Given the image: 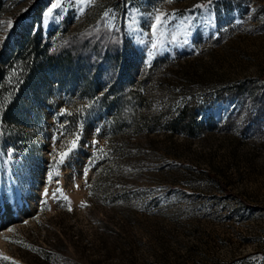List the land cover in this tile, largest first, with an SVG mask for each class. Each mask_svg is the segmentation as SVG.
Wrapping results in <instances>:
<instances>
[{
	"label": "rangeland",
	"instance_id": "obj_1",
	"mask_svg": "<svg viewBox=\"0 0 264 264\" xmlns=\"http://www.w3.org/2000/svg\"><path fill=\"white\" fill-rule=\"evenodd\" d=\"M0 1V264H264V0Z\"/></svg>",
	"mask_w": 264,
	"mask_h": 264
},
{
	"label": "trees",
	"instance_id": "obj_2",
	"mask_svg": "<svg viewBox=\"0 0 264 264\" xmlns=\"http://www.w3.org/2000/svg\"><path fill=\"white\" fill-rule=\"evenodd\" d=\"M1 8V1H0ZM39 12H37L38 16ZM27 14L21 15L25 19ZM42 39L40 35L32 38H20L14 50L3 49L0 51V124L18 125L21 112L17 110V102L22 93H26L29 87L30 76L21 84L24 74L20 72H30L31 66L36 68V64L43 60H49L51 57L58 55L61 61H68L73 55L72 51L67 48H54L46 54L45 48H41ZM16 72V75L14 73ZM21 76V78H20ZM20 78L19 80H17ZM24 78V77H23ZM5 141L12 140V136L3 133ZM10 139V140H9Z\"/></svg>",
	"mask_w": 264,
	"mask_h": 264
},
{
	"label": "bare ground",
	"instance_id": "obj_3",
	"mask_svg": "<svg viewBox=\"0 0 264 264\" xmlns=\"http://www.w3.org/2000/svg\"><path fill=\"white\" fill-rule=\"evenodd\" d=\"M17 213L15 209H7L5 214L0 215V224L5 223L6 221L12 220L13 216Z\"/></svg>",
	"mask_w": 264,
	"mask_h": 264
},
{
	"label": "snow or ice",
	"instance_id": "obj_4",
	"mask_svg": "<svg viewBox=\"0 0 264 264\" xmlns=\"http://www.w3.org/2000/svg\"><path fill=\"white\" fill-rule=\"evenodd\" d=\"M156 19H157V21H159L160 20V17L157 16ZM72 146L75 147V141H73ZM59 155H60L61 158H63V157L68 156L69 155V152H60ZM53 195H55V194H53Z\"/></svg>",
	"mask_w": 264,
	"mask_h": 264
}]
</instances>
